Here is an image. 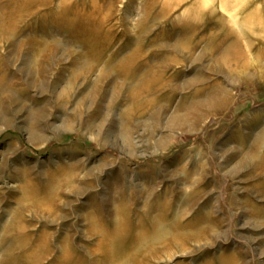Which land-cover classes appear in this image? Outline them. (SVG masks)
Segmentation results:
<instances>
[{
  "label": "rangeland",
  "instance_id": "obj_1",
  "mask_svg": "<svg viewBox=\"0 0 264 264\" xmlns=\"http://www.w3.org/2000/svg\"><path fill=\"white\" fill-rule=\"evenodd\" d=\"M0 264H264V0H0Z\"/></svg>",
  "mask_w": 264,
  "mask_h": 264
},
{
  "label": "bare ground",
  "instance_id": "obj_2",
  "mask_svg": "<svg viewBox=\"0 0 264 264\" xmlns=\"http://www.w3.org/2000/svg\"><path fill=\"white\" fill-rule=\"evenodd\" d=\"M242 20H243V19H242ZM242 20H241V21H242ZM244 22H246V18H245V20H243V22H241V23H244ZM237 62H238V61H237ZM178 214H179V213H178ZM175 217H176V216H175ZM178 219H179V218H178ZM152 221H153V220H152ZM156 221H157V220H156ZM157 222H158V221H157ZM196 222H197V221H196ZM160 224H161V222H160ZM160 224L158 223L157 227L160 226ZM197 224H198V223H197ZM163 225H164V224H163ZM163 225H162V226H163ZM164 226H165V225H164ZM117 227H118V226H117ZM154 227H155V226H154ZM119 228H120V226H119ZM164 228H166V227H164ZM153 229H154V228H153ZM153 229H152V230H153ZM116 230H117V229H116ZM155 230H156V229H155ZM158 230H159V228H158ZM180 230H181V229H180ZM113 231H114V230H113ZM118 231H120V230L118 229ZM118 231H117L116 233H118ZM153 231H154V230H153ZM156 231H157V230H156ZM154 232H155V231H154ZM171 232H172V231H171ZM138 233H139V232H138ZM140 233H141V232H140ZM156 233H157V232H156ZM108 235H109V234H108ZM108 235H107V236H108ZM110 235H111V234H110ZM154 235H155V233H154ZM166 235H167V234H166ZM144 236H145V235L142 236V234H141V238L144 237ZM139 237H140V235H139ZM136 238H138V236H137ZM147 238H149V237H147ZM139 239H140V238H139ZM149 239H150V238H149ZM154 239H155V241H156L155 243H157V240H158L157 236H156V238H154ZM156 239H157V240H156ZM159 239H161V237H160ZM140 240H141V239H140ZM146 240H147V239H146ZM137 241H138V240H137ZM142 241H143V240H141L140 242L142 243ZM144 241H145V239H144ZM159 241H160V240H159ZM138 242H139V241H138ZM140 242H139V243H140ZM148 242H150V241H148ZM134 243H137V242H134ZM143 243H144V242H143ZM136 245L139 246L138 244H136ZM142 245H143V244H142ZM142 245H140V247H141ZM142 247H143V246H142ZM138 249H139V248H138ZM141 249H142V248H141ZM144 249H145V248H143L142 250H144ZM144 251H145V250H144ZM145 252H146V251H145Z\"/></svg>",
  "mask_w": 264,
  "mask_h": 264
}]
</instances>
